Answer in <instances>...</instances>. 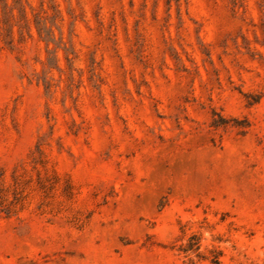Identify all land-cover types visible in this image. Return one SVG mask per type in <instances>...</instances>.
Returning <instances> with one entry per match:
<instances>
[{"label": "rangeland", "instance_id": "rangeland-1", "mask_svg": "<svg viewBox=\"0 0 264 264\" xmlns=\"http://www.w3.org/2000/svg\"><path fill=\"white\" fill-rule=\"evenodd\" d=\"M214 249L264 264V0H0V264Z\"/></svg>", "mask_w": 264, "mask_h": 264}, {"label": "trees", "instance_id": "trees-1", "mask_svg": "<svg viewBox=\"0 0 264 264\" xmlns=\"http://www.w3.org/2000/svg\"><path fill=\"white\" fill-rule=\"evenodd\" d=\"M201 236L195 234L193 236H191V238L189 239V242L187 245L185 246H181L180 250L186 254L190 253V252H200L201 248H202V244H201ZM212 253V262L214 264H222L220 261L219 256H221V251L220 250H211ZM199 256L203 255L201 253H199Z\"/></svg>", "mask_w": 264, "mask_h": 264}]
</instances>
